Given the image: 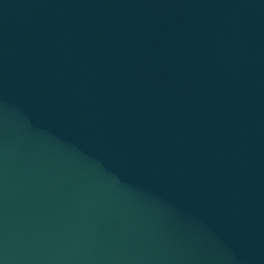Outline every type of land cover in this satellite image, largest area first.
Wrapping results in <instances>:
<instances>
[{"label":"water","instance_id":"95a60500","mask_svg":"<svg viewBox=\"0 0 264 264\" xmlns=\"http://www.w3.org/2000/svg\"><path fill=\"white\" fill-rule=\"evenodd\" d=\"M0 264H264V0H0Z\"/></svg>","mask_w":264,"mask_h":264}]
</instances>
